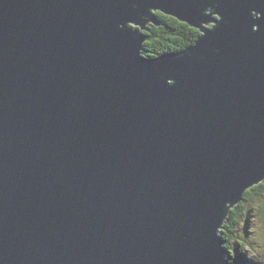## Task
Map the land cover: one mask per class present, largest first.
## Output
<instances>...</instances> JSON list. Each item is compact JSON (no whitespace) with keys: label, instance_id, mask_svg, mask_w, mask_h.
I'll return each instance as SVG.
<instances>
[{"label":"water","instance_id":"obj_1","mask_svg":"<svg viewBox=\"0 0 264 264\" xmlns=\"http://www.w3.org/2000/svg\"><path fill=\"white\" fill-rule=\"evenodd\" d=\"M262 181L264 0H0V264H235Z\"/></svg>","mask_w":264,"mask_h":264},{"label":"trees","instance_id":"obj_2","mask_svg":"<svg viewBox=\"0 0 264 264\" xmlns=\"http://www.w3.org/2000/svg\"><path fill=\"white\" fill-rule=\"evenodd\" d=\"M159 20L158 25L147 24V28L143 30L145 40L143 41L142 53L148 57H155L168 51H181L187 46L193 44L198 37V30L189 26L187 23L181 22L176 18L165 15L160 12H156ZM264 181L255 185L245 191L243 201L233 208L224 223L222 235L226 241L225 246L232 250L235 245H239L235 240L233 246L229 245L228 240L235 228H238L241 221L248 219L251 212H258L259 218L264 220ZM257 197V201L252 204V199ZM244 208V209H243ZM241 233L247 238L250 233L247 230H240ZM234 235V234H232ZM237 238V237H235ZM246 240V239H245ZM245 242V249L240 246L239 250H242V254H237L238 257L233 256L235 264H250L249 261L253 260L252 264H263L258 260V257H254L250 254V250L254 248L255 240ZM243 258V259H242Z\"/></svg>","mask_w":264,"mask_h":264},{"label":"rangeland","instance_id":"obj_3","mask_svg":"<svg viewBox=\"0 0 264 264\" xmlns=\"http://www.w3.org/2000/svg\"><path fill=\"white\" fill-rule=\"evenodd\" d=\"M263 198H264V194H263ZM256 201H257V197L252 199L251 203L255 205ZM246 227H247V230L250 232L248 234L247 238H245L244 235L240 231L243 229L246 230ZM232 234H234V235H232ZM232 234L228 240V243L231 246H233L234 241L237 240L238 244L245 249V242H247L246 240H248V241L255 240V243L253 245L254 248H253V250L252 249L250 250L249 255L252 254V256L258 257V260L264 264V220L259 218L258 212H254V213L251 212L249 218L241 221L238 228H235L232 231ZM235 237H237V238H235ZM239 245L238 246L235 245L232 248L233 256L235 254V256L238 257L237 254L243 253L242 250H239V247H240ZM249 262H250V264H252L253 260H251Z\"/></svg>","mask_w":264,"mask_h":264},{"label":"flooded vegetation","instance_id":"obj_4","mask_svg":"<svg viewBox=\"0 0 264 264\" xmlns=\"http://www.w3.org/2000/svg\"><path fill=\"white\" fill-rule=\"evenodd\" d=\"M199 33V32H198Z\"/></svg>","mask_w":264,"mask_h":264}]
</instances>
